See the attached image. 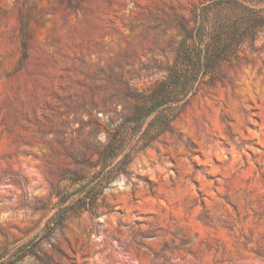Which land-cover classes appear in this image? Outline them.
Returning <instances> with one entry per match:
<instances>
[{"label": "rangeland", "instance_id": "rangeland-1", "mask_svg": "<svg viewBox=\"0 0 264 264\" xmlns=\"http://www.w3.org/2000/svg\"><path fill=\"white\" fill-rule=\"evenodd\" d=\"M209 1L0 0V264H264V35L47 225Z\"/></svg>", "mask_w": 264, "mask_h": 264}, {"label": "trees", "instance_id": "trees-1", "mask_svg": "<svg viewBox=\"0 0 264 264\" xmlns=\"http://www.w3.org/2000/svg\"><path fill=\"white\" fill-rule=\"evenodd\" d=\"M192 15L195 26L185 30L167 77L134 94L130 114L106 130L107 143L92 162L91 174L73 178L79 186L75 194L57 196L62 207L49 220V229L62 225L74 204L79 212H92L111 184L128 174L134 156L172 132L174 122L203 87L264 35V0H211L195 7Z\"/></svg>", "mask_w": 264, "mask_h": 264}]
</instances>
